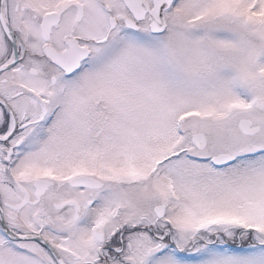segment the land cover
Segmentation results:
<instances>
[{
	"label": "snow or ice",
	"instance_id": "1",
	"mask_svg": "<svg viewBox=\"0 0 264 264\" xmlns=\"http://www.w3.org/2000/svg\"><path fill=\"white\" fill-rule=\"evenodd\" d=\"M0 264H264V0H0Z\"/></svg>",
	"mask_w": 264,
	"mask_h": 264
}]
</instances>
